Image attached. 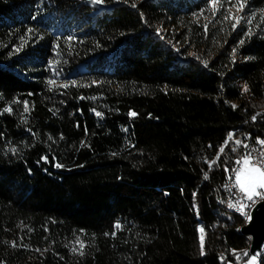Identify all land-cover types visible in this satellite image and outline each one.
Masks as SVG:
<instances>
[{
    "label": "trees",
    "instance_id": "trees-1",
    "mask_svg": "<svg viewBox=\"0 0 264 264\" xmlns=\"http://www.w3.org/2000/svg\"><path fill=\"white\" fill-rule=\"evenodd\" d=\"M238 8L0 0V264H227L250 248L225 192L264 136V0L234 30Z\"/></svg>",
    "mask_w": 264,
    "mask_h": 264
},
{
    "label": "snow or ice",
    "instance_id": "snow-or-ice-1",
    "mask_svg": "<svg viewBox=\"0 0 264 264\" xmlns=\"http://www.w3.org/2000/svg\"><path fill=\"white\" fill-rule=\"evenodd\" d=\"M94 3L96 4H102L103 0H93ZM237 5H239V10H243L244 8V0H236ZM125 3H127V0H125ZM212 3L215 4L216 0H212ZM132 7H136L135 4L132 5ZM222 15H224L225 20L228 19V15L225 13H221ZM239 23V20H237V23L232 24V28L235 30L237 28V24ZM247 23L249 25H251L252 21L248 20ZM207 25H204V29L205 31L207 30ZM159 33V29L157 30ZM252 31L249 28V30L247 32H245V36L246 37H251L252 36ZM245 44V39H240L238 41V45L239 46H243ZM236 53H237V48H232V61L235 62L236 60ZM205 66H207V61L204 62ZM56 75H59V73L57 72ZM49 84L54 83L53 80H49L48 81ZM76 82L73 81L72 84H75ZM95 83V82H93ZM64 87H66V85H64ZM244 91H248V85L245 84L243 86ZM81 99H84V97H80ZM233 107H235V105H233ZM24 112H28V104L27 101L24 102ZM98 117L101 116L102 114L100 112H96L95 113ZM130 115L135 116L136 113L135 112H131ZM253 120L256 119V116L252 117ZM232 136L231 134H229V139H231ZM235 143L237 145L241 144L240 140L235 141ZM260 144L264 145V140L259 141ZM245 149H247L248 145L244 144L243 145ZM225 151V149L223 147L220 148V152L223 153ZM251 153H248L247 155H245L243 157V162L245 165H248L249 160L251 159ZM45 160H47V158H43ZM219 159V157H218ZM217 163V161H212L209 164V169L212 168V165ZM237 164L240 163L239 160L236 161ZM56 167H61V165L57 164ZM234 172H236V176H235V186L239 188L240 192H242L244 194V198L247 201H253L254 197L259 196L261 199H264V152L260 153L259 157H258V163H254L252 165V168L248 170V172L244 173L242 169H233ZM243 173V174H242ZM205 176L207 177V173H205ZM257 189H259L260 191H257ZM196 193H193V196L195 197ZM230 208H235L236 205L233 203H229L228 205ZM241 209L244 207L243 204H241ZM116 227H119V224L116 225ZM200 232L203 233L204 232V228L200 229ZM201 251L203 254V239H201ZM248 253H244L243 256H247ZM241 256H237V259H241ZM252 260L256 259V255L252 254L251 257Z\"/></svg>",
    "mask_w": 264,
    "mask_h": 264
},
{
    "label": "built area",
    "instance_id": "built-area-1",
    "mask_svg": "<svg viewBox=\"0 0 264 264\" xmlns=\"http://www.w3.org/2000/svg\"><path fill=\"white\" fill-rule=\"evenodd\" d=\"M264 140V137H254L248 138L245 144L248 145L247 149H244V156L248 153H251V163H258V157L260 153L264 152V145L260 144L259 141ZM242 162H240L235 169L239 168ZM235 176L236 172H232V185H230L228 192H225V202L229 205V203H233L236 205L234 209V213L239 214L242 219H244L245 223L248 222L253 207L262 200L260 197H254L253 201H247L244 198V194L240 192L239 188L235 186ZM241 204L244 207L241 209ZM263 252V248L261 250Z\"/></svg>",
    "mask_w": 264,
    "mask_h": 264
},
{
    "label": "water",
    "instance_id": "water-1",
    "mask_svg": "<svg viewBox=\"0 0 264 264\" xmlns=\"http://www.w3.org/2000/svg\"><path fill=\"white\" fill-rule=\"evenodd\" d=\"M241 233L251 237L250 254H256L264 244V199L252 209L248 222L240 229Z\"/></svg>",
    "mask_w": 264,
    "mask_h": 264
},
{
    "label": "rangeland",
    "instance_id": "rangeland-1",
    "mask_svg": "<svg viewBox=\"0 0 264 264\" xmlns=\"http://www.w3.org/2000/svg\"><path fill=\"white\" fill-rule=\"evenodd\" d=\"M241 11L242 10H239V8L237 9V12H238V15H237V19H236V21L237 20H239V15H241L242 13H241ZM240 22V21H239ZM237 103V102H236ZM235 103V104H236ZM260 137H264V136H260ZM240 161H242L243 162V160L241 159ZM243 164V165H242ZM241 165H240V167H239V169H242L243 170V172L244 173H246V172H248V170L249 169H251L252 168V163H251V160H249V163H248V165H245L244 163H242ZM243 174V173H242ZM257 191H260L259 189H257ZM256 197H259V196H256ZM261 201V200H260ZM257 205V204H256ZM255 205V206H256ZM254 206V207H255ZM253 207V208H254ZM250 238V237H249ZM250 240H251V238H250ZM250 244H251V241H250V243H249V246H250ZM262 250V249H261ZM261 250L260 251H257L256 252V259L255 260H252L251 259V257H252V254H250V250L248 249V250H246V251H244V252H240V253H238V254H235V263H233V262H228L227 264H260V261H261V259L263 258V254L261 253ZM244 253H248V255L247 256H243V254ZM260 255V256H259ZM237 256H241L242 258L241 259H237Z\"/></svg>",
    "mask_w": 264,
    "mask_h": 264
},
{
    "label": "bare ground",
    "instance_id": "bare-ground-1",
    "mask_svg": "<svg viewBox=\"0 0 264 264\" xmlns=\"http://www.w3.org/2000/svg\"><path fill=\"white\" fill-rule=\"evenodd\" d=\"M244 149H245V148H244ZM240 160H241V159H240ZM242 160H243V158H242ZM240 162H242V161H240ZM242 163H244V162H242ZM242 165H243V164H242ZM230 185H232V174H231V176H230L229 182H228L227 185H226V191H227V192H228V189H229ZM226 204H227V203H226ZM227 206H228V204H227ZM228 208L234 212V209H233V208H230L229 206H228ZM245 224H246V223H245ZM248 237H250V236H248ZM250 238H251V237H250ZM250 238H249V241H251ZM262 248H263V252H261V253H264V244H263ZM249 249H250V248H249ZM259 256H260V255H259Z\"/></svg>",
    "mask_w": 264,
    "mask_h": 264
}]
</instances>
